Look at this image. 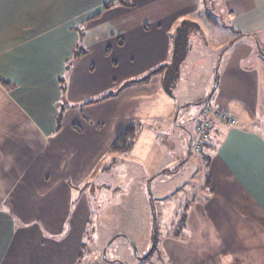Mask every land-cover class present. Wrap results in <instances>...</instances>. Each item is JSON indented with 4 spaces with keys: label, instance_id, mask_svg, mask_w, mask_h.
Listing matches in <instances>:
<instances>
[{
    "label": "crops",
    "instance_id": "crops-1",
    "mask_svg": "<svg viewBox=\"0 0 264 264\" xmlns=\"http://www.w3.org/2000/svg\"><path fill=\"white\" fill-rule=\"evenodd\" d=\"M116 1L126 4L103 10ZM229 17L243 21L244 36L227 48L234 41ZM184 23L190 24L187 52L170 92L161 76L123 87L170 64L172 36ZM95 38L103 62L90 63L78 85L99 80L105 68L121 75L110 74L86 94L93 99L73 103L68 83L76 62L68 63L75 50L87 56ZM259 42L264 47V0H0V264L78 263L99 199L88 194L105 187L94 178L107 172L116 187L132 178L145 187L182 172L193 141L184 125L199 106L196 126L206 119L211 126L201 136L203 183L197 198L174 212L184 219L177 235L162 240L161 262L264 264ZM207 43L215 52L210 65L187 72L186 62ZM189 72L193 78L183 86L181 75ZM218 112L234 122L220 121ZM131 124L138 127L131 147L111 151ZM42 232L61 238L50 241Z\"/></svg>",
    "mask_w": 264,
    "mask_h": 264
},
{
    "label": "rangeland",
    "instance_id": "rangeland-1",
    "mask_svg": "<svg viewBox=\"0 0 264 264\" xmlns=\"http://www.w3.org/2000/svg\"><path fill=\"white\" fill-rule=\"evenodd\" d=\"M227 19L230 27L234 29L228 35H231L232 40L241 38L244 34L239 29L243 21L233 17ZM246 39L243 41H247ZM106 42L105 45L109 46V41ZM95 43L96 38L91 43L92 47L88 48L90 53L85 57H80L74 63L75 65L73 64L74 66H72L73 71L70 76L71 81L68 83V89L73 103L93 99L94 97L88 95L87 97L86 94L91 92V90L97 91L101 83H104L105 79L110 77V74L112 77L121 75L118 69L110 68L111 73L105 68L99 74V80L83 79L86 82L78 85L76 80L80 76L84 77V71L86 67L88 69L90 63L96 62L100 64V62H103L102 59H98L99 56L96 53V49L100 47ZM206 46L208 50L202 49L199 54L196 52L186 62L187 72L197 71L201 67V70H203L208 67L207 65H210L214 58L212 55L215 52L211 49V43H207ZM259 46L260 48L254 50V53L261 56V54H264V47H262L261 42H259ZM100 66L98 65V67ZM141 67V65H138V69ZM190 72L181 75L183 86L189 78H193L189 77ZM96 75L97 72L94 73L93 77H96ZM197 78L201 83H204L206 79V77ZM201 111L202 107L199 106L193 114L188 115L187 122L184 125L187 132L186 136L190 137L192 135L193 141L189 143L191 161L185 165L182 172L171 177H162L151 186L145 185V187H140L138 180L133 178L130 183L123 185L121 181L120 187H116L112 181L117 182L116 178L112 179L110 173L107 172L98 174L94 178L95 183L101 182L105 187L100 195L88 194V197H99V199L93 205L94 219L85 227V237L81 247L82 257L76 264H162V256L160 254L162 240L166 236L174 235L180 229L177 224L180 225L181 220L174 218V212L178 211V206H184V200H189L193 196L197 198L200 185L203 183V175L199 167L202 166L201 158L207 151L203 146H201L199 151H196L195 144L199 137L194 141L197 136L196 124ZM219 115L227 117L223 113H219ZM222 122L226 123V121ZM160 138L162 140L163 136L161 135ZM166 141L175 142L173 137L169 136H167ZM162 206L168 208V214L165 216L161 215ZM174 207L175 211H173ZM68 226H63L64 233L68 231ZM42 233L50 241H59L61 238V236H51L45 232ZM120 233L123 236H118ZM153 239H156L155 250L149 259L144 260L153 249Z\"/></svg>",
    "mask_w": 264,
    "mask_h": 264
},
{
    "label": "trees",
    "instance_id": "trees-1",
    "mask_svg": "<svg viewBox=\"0 0 264 264\" xmlns=\"http://www.w3.org/2000/svg\"><path fill=\"white\" fill-rule=\"evenodd\" d=\"M119 4V5H125L126 3L124 1H116L115 3H110L106 4L103 6V10L106 11L110 7ZM190 24L184 23L181 24L175 31L174 35L172 36V49H171V54H172V61L170 64L167 65H161L159 67H156L146 73V75L140 79V80H134V81H129L126 82L123 87L129 86V85H135V84H143L149 82L151 78L154 76H161L162 77V85L167 93L170 92V90L174 87L176 80L178 79L179 75V67L181 63L184 60V57L187 52V47H188V29H189ZM244 36V35H243ZM242 37V36H241ZM239 39V38H237ZM236 40V39H235ZM232 41L227 48H229L234 42ZM226 48V49H227ZM85 51L84 50H75L72 53V60L68 63V68L70 67L71 64L76 62L81 55H84ZM58 83L61 86V93H64L65 90V80L64 78H60L58 80ZM3 84H5L3 82ZM211 95L200 101L201 103H205L209 100ZM60 109V107H59ZM60 111H58V114ZM61 122V115L59 114L56 123L59 125ZM137 125L131 124L129 125L126 130L120 135V137L117 139V141L111 146V151H116V150H127L128 148L131 147L133 138H134V133L137 130ZM181 222H183V217L180 218ZM154 230L156 231V228L154 227ZM177 232H175V235ZM153 249L147 257L144 258V260H147L150 258V256L153 254L155 247H156V239H153Z\"/></svg>",
    "mask_w": 264,
    "mask_h": 264
},
{
    "label": "built area",
    "instance_id": "built-area-1",
    "mask_svg": "<svg viewBox=\"0 0 264 264\" xmlns=\"http://www.w3.org/2000/svg\"><path fill=\"white\" fill-rule=\"evenodd\" d=\"M217 115V118L220 120V121H226V123H229V124H232L234 121L230 118V117H225V116H221L219 115V112L216 113ZM210 123L209 121L205 120L201 123H199L197 126H196V132L199 134V139L196 141V144H195V148H196V151H199V149L201 148L202 146V137L204 132L209 130L210 129Z\"/></svg>",
    "mask_w": 264,
    "mask_h": 264
}]
</instances>
